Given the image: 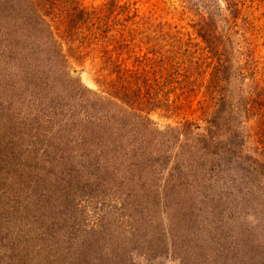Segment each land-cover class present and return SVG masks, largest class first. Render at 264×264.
Masks as SVG:
<instances>
[{"label": "trees", "instance_id": "trees-1", "mask_svg": "<svg viewBox=\"0 0 264 264\" xmlns=\"http://www.w3.org/2000/svg\"><path fill=\"white\" fill-rule=\"evenodd\" d=\"M192 1L177 0L196 17L197 38L213 61L202 98L205 136L193 133L192 122L160 128L150 117L159 111L168 119L179 110L170 101L177 88L169 86H179L185 97L196 90L185 60L179 71L159 55L168 48L182 61L183 43L163 33L165 48L155 38L149 42L154 62L136 56L117 0L96 13L78 0H0V38L7 37L4 47L0 43L2 74L14 64L26 77L21 91L0 87V264H135L133 257L152 263L169 252L185 264L199 259L200 249L188 245L203 242L207 220L213 231L225 228L215 257L224 252L225 264H264V91L257 83L264 70L250 34L226 25L220 31L216 17L202 12L207 0H198L201 10ZM223 3L226 24L245 25L237 3ZM208 4L221 11L218 0ZM61 31L68 51L100 52L98 90L71 80ZM79 34L84 44L77 45ZM236 54L251 83L242 110L225 91ZM15 70L6 76L9 85L17 84ZM236 111L253 126L245 141L236 133L222 140ZM102 193L127 219V233L117 235L106 219L100 230L98 223L86 225L81 200ZM250 214L255 227L242 223ZM180 245L188 252H178Z\"/></svg>", "mask_w": 264, "mask_h": 264}, {"label": "rangeland", "instance_id": "rangeland-1", "mask_svg": "<svg viewBox=\"0 0 264 264\" xmlns=\"http://www.w3.org/2000/svg\"><path fill=\"white\" fill-rule=\"evenodd\" d=\"M110 1L111 0H78V6L88 10L89 12H95L97 10L100 11V8L104 11L106 5ZM209 1L211 0H207V4H205L207 5V9L205 10L203 8L204 5L198 2V0H193L192 4L199 10L203 8L202 12L207 11L212 13L213 16L216 17V21L219 24L220 31H225V29H228L225 27L226 25L229 28H232L233 26V30H238V32H240V29H242L250 34L249 36H251L255 42V51L259 62L260 72L264 70V0H234L240 10V18L242 17L245 20V25L240 26L241 28H237L235 23L230 19L226 24L228 13L225 11V4L223 3V0H218L221 6V11L218 12L215 5L208 4ZM117 2L119 5L123 6L124 15L127 17L126 20L124 19L125 22L121 23L122 25H125L126 29L123 30L124 36H128L131 38L134 37V39H136V56L138 55L141 58V56L147 54L149 59H151L150 61L154 62L155 57L153 56V54L150 55V53H148V48L152 45L149 42L153 43L155 38V43L164 46L165 48L169 41L164 42L160 39H162L163 33L169 34L172 40H174L173 42L183 43V47L181 49L182 61H179L178 59V55L180 54L179 51L177 53H169L170 49L168 48L162 50V53H159V55H163L166 58L171 59L173 63L171 61L169 62L174 65L175 68H173L175 70L179 71L185 70L183 65L182 68L180 67L181 69L179 68V63H183V60H185L188 71L195 74V77H192L191 81H193V85L196 90L192 95L188 97H185L181 93V89L179 88V86H169L172 89L177 88V99L172 96L170 98V101L172 103L178 102L179 110L176 113H171L168 119L163 118V116H161V112L156 111L150 115L151 119L155 123H157L158 127L160 126V128H164L167 125L180 127L186 122H192L193 133H202V135L205 136L207 133L202 132V130L207 125L204 123L202 117V108L204 104V102H202V98L204 95L205 86L208 83V78L211 72L213 61L211 57L205 52L204 45L197 38L195 27L196 17H192V15L187 12V9L184 10L183 7L180 6L179 2H177V0H117ZM62 34L63 32L61 31L57 36H61H59L58 40L62 44L64 43L63 50L70 58L69 61L72 65V69L70 71L71 80L75 81L79 78L82 84H84L87 88L91 90H98V86H96L95 80L102 65L101 55L99 54L100 52H90L89 50L91 49L84 48L83 46L81 47L80 52L76 54L73 50L68 51L64 40L65 37ZM82 34H85V32H82ZM82 34H79L76 39L77 45L84 44L81 42ZM16 37H18V35ZM16 37H13V41L16 40ZM6 39L7 37L0 38V43L3 47L6 44ZM232 39L237 40L239 39V36L233 34ZM80 54H83L84 56L80 57ZM85 54L88 56H86ZM236 56L237 54L235 55V73L232 75L230 82L225 86V91L227 93L229 101L232 102L233 107L236 106V108H241V100L249 90L248 86H251V83L243 77L242 70H245L242 66L243 61L240 59V57ZM172 58H174L175 60H172ZM130 60V62H132V59ZM17 66L18 65L13 64V66L11 65L10 68H7V70L3 71L4 76L2 74V68H0L1 88L10 86L11 88H14L16 90L22 89V86H24V84L20 81V79L26 80V77H24L21 69L25 68H22L20 66V69L15 70ZM157 69L160 68L158 67ZM14 70L16 71V74H14V79L17 80V84L9 85L5 82V80H8L11 76H9L8 79L6 76L10 75V73H12ZM262 75L263 76H259V82L257 83L259 84L258 87L262 91H264V73ZM236 113L231 117V122L228 123L229 128H231L232 126V131L230 130L224 132L221 137H219L222 138V140H224V138L226 139L228 136H231L232 133H236L241 140H246L245 136L252 128L251 126H253L252 122L249 120H245L244 118L242 119V117H240L241 114L238 113V111H236ZM196 125L200 127V130H197V128H195ZM253 148V143L250 140L249 144H246L245 150L249 154L254 151ZM79 200L81 199L79 198ZM101 200L103 202V206H101L100 209L99 207ZM81 201V217L85 218L84 221L86 222V225L88 227H95L98 223L99 225L97 226V228L100 230L102 223L108 222L110 223L111 228L116 230L113 231L117 235L127 233V219L120 214L121 212L116 211V204L114 203L115 201L114 199L110 198L109 194L102 193L98 197L93 198V200L85 198ZM104 219H106L107 222L103 221ZM243 220V224H250L251 226L256 223L254 222V220H256L255 216L252 214L247 215L245 218H243ZM163 227H167V221L165 218L163 220ZM214 228H216L215 224L207 220L200 235V238L203 237L204 239L203 242L193 244L194 241H191L190 245L185 244L190 248H194L195 250L197 248L200 249L198 252L199 259H196L194 256V258L186 261L185 264H196L197 260L202 261L200 264H225L224 252H220L222 253L221 256H219V254H215L216 257L213 253H218L216 252V249H214V247H216L217 243H219V240L225 243V228L217 229V232L213 231ZM211 234L213 235V241L211 240ZM177 243L180 244L179 242ZM180 246H182V248L180 250L178 249V252L182 250H187L186 252H188V248L186 246ZM178 252L174 253V255L179 256ZM133 262H135V264H182L180 258L173 259V252H169L168 255H163L162 258H159L152 263L147 262L142 257H133Z\"/></svg>", "mask_w": 264, "mask_h": 264}]
</instances>
